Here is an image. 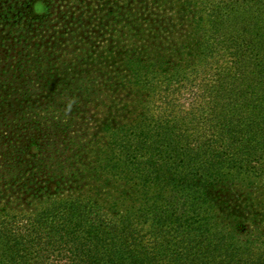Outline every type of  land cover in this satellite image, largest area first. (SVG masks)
I'll list each match as a JSON object with an SVG mask.
<instances>
[{
	"label": "trees",
	"instance_id": "trees-1",
	"mask_svg": "<svg viewBox=\"0 0 264 264\" xmlns=\"http://www.w3.org/2000/svg\"><path fill=\"white\" fill-rule=\"evenodd\" d=\"M261 1L175 0L187 23L178 50L163 53L159 31L136 22L127 31L142 44L118 54L87 45L109 30L114 0H0L11 35L0 46V264H264V204L231 190L251 171L264 176ZM224 42L251 61V79L215 95L204 131L153 115L154 81L169 84ZM115 71L137 104L95 90Z\"/></svg>",
	"mask_w": 264,
	"mask_h": 264
},
{
	"label": "rangeland",
	"instance_id": "rangeland-1",
	"mask_svg": "<svg viewBox=\"0 0 264 264\" xmlns=\"http://www.w3.org/2000/svg\"><path fill=\"white\" fill-rule=\"evenodd\" d=\"M159 1L165 4L162 6V9L149 10L146 8L142 10L139 6H133L127 10L118 5V0H114L112 7H107L105 9H108L112 14L110 15L109 13L104 17V22L106 21V23H109V30H104L100 34L96 31V34L94 37L92 36L91 41L88 42L87 45L92 46V44L96 42L97 45H105L104 47H106L108 53L113 50L111 45H117L122 49L118 50V54H124L123 49L127 48L128 45L130 48L135 49L136 47H131L132 43L140 42L142 44L139 38L134 37L133 31L132 33L127 31L130 30V28H138L135 24L138 22V24H140V28L138 29H148L149 24H152L155 30L159 31V36L156 38L160 37V39L156 40L155 44L158 45V48L163 51V53L178 50L182 43L180 38L184 31H186L185 25L187 23L180 21L178 16H176L179 10L175 8V0ZM179 1L181 2L182 0ZM194 1L203 2L204 0ZM261 2L262 4H260V6H262L260 8L264 9V1ZM108 5L109 1H107V6ZM180 7L181 4H178V8ZM253 7L255 8L256 6ZM124 9L127 12H132V14L136 12V16L138 15L137 18L134 19L129 17L131 15L128 13L125 14ZM42 11L41 8L40 11H36L34 15L37 16ZM105 13H107V11ZM172 21H175V33L169 32V30H171V25L173 26ZM165 24L166 26H162ZM180 24L184 26H180ZM4 30L5 27L1 26L0 46L2 43H11V40H9V38L11 39L10 33L4 32ZM206 30H209V26H206ZM206 34L211 35L208 31ZM226 35L229 36L228 34ZM215 38H217V35L214 34V39ZM143 44H145L146 47L152 44L151 38H146ZM107 46L111 47L107 48ZM222 46L223 49L220 50L219 53L213 54V58L208 61L204 60L201 62V58H195V61L190 63L187 72L174 78L169 84H166L163 80L161 82V79H159L158 82L154 81L155 85L151 92L152 97L149 98L151 113L160 117L159 119H167L177 127L179 124L183 125L182 129L188 131L190 135L198 136V131H204L203 120L206 119L207 115L210 113V109L216 98L215 95L221 92L224 96H228L230 93L243 90L247 81H249L250 71L253 70L252 63L249 64L251 61L242 62L243 60H238L232 56L233 50L229 52V44L226 42H224ZM1 47V50L5 52V47ZM80 47L84 46L80 45ZM63 49L72 53V47L68 46L67 48H61L62 52H64ZM64 56L67 60L71 59L67 55H62V57ZM10 63L11 60L8 59L7 64ZM237 63H239V65ZM231 70L232 72H230ZM116 74L115 71V74L103 75L101 78H106V81H101L100 84L103 83V85H94L95 90L99 92L108 91L110 95L113 93V99L122 101L123 104L129 106H132L134 102L137 104L136 100L132 101L131 97L125 96L127 93H130V91L135 92L137 88L133 87L129 89L128 84H121ZM110 76H114L111 81L108 80ZM121 91L123 93L122 95L119 93ZM144 106L148 107L143 103V105L138 106V108L142 109ZM250 173L251 174L243 177L240 176L238 184L231 189L232 193H234L233 195L238 203L248 199L253 202L252 205L264 204V176L263 174L261 177L253 175V171ZM248 218H250V215Z\"/></svg>",
	"mask_w": 264,
	"mask_h": 264
}]
</instances>
